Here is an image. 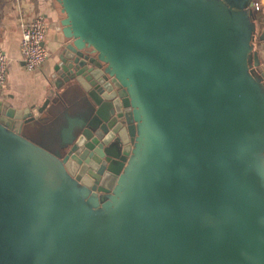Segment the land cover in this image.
<instances>
[{
  "label": "water",
  "instance_id": "1",
  "mask_svg": "<svg viewBox=\"0 0 264 264\" xmlns=\"http://www.w3.org/2000/svg\"><path fill=\"white\" fill-rule=\"evenodd\" d=\"M54 6L43 101L0 100V264H264L253 0Z\"/></svg>",
  "mask_w": 264,
  "mask_h": 264
},
{
  "label": "crops",
  "instance_id": "2",
  "mask_svg": "<svg viewBox=\"0 0 264 264\" xmlns=\"http://www.w3.org/2000/svg\"><path fill=\"white\" fill-rule=\"evenodd\" d=\"M255 1L259 7L255 9L252 6L256 22L254 48L264 67V0ZM21 12L25 17L37 12L44 13L48 24L44 40L48 55L35 70H27L21 59L20 27L17 22ZM61 41L54 0H0V47L7 55L6 79L0 88V100L15 109L41 104L47 89L46 77L54 72Z\"/></svg>",
  "mask_w": 264,
  "mask_h": 264
},
{
  "label": "built area",
  "instance_id": "3",
  "mask_svg": "<svg viewBox=\"0 0 264 264\" xmlns=\"http://www.w3.org/2000/svg\"><path fill=\"white\" fill-rule=\"evenodd\" d=\"M253 7L258 9L259 3L253 2ZM17 22L20 27L19 50L21 59L27 70L38 69L48 55L44 44L47 33V20L44 13L37 12L31 17L19 13ZM7 55L0 47V88L6 79Z\"/></svg>",
  "mask_w": 264,
  "mask_h": 264
},
{
  "label": "rangeland",
  "instance_id": "4",
  "mask_svg": "<svg viewBox=\"0 0 264 264\" xmlns=\"http://www.w3.org/2000/svg\"><path fill=\"white\" fill-rule=\"evenodd\" d=\"M255 39V38H254Z\"/></svg>",
  "mask_w": 264,
  "mask_h": 264
}]
</instances>
